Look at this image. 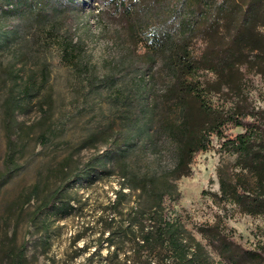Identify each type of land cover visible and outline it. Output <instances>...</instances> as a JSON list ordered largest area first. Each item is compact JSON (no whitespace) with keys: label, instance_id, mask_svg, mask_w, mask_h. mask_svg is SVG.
Returning <instances> with one entry per match:
<instances>
[{"label":"trees","instance_id":"trees-1","mask_svg":"<svg viewBox=\"0 0 264 264\" xmlns=\"http://www.w3.org/2000/svg\"><path fill=\"white\" fill-rule=\"evenodd\" d=\"M104 1L118 20V34L123 31L129 43L116 41L118 59L105 77L132 75L125 97L118 95L125 107L124 128L106 138L102 153L66 174L63 183L37 205L31 222L47 234L50 214L70 205L67 193L73 184L97 173L110 176L118 168L122 186L140 192L151 212L147 222L142 212L125 227H105L110 230L106 238L110 245L123 227L135 246L132 260L123 264H215L179 216L166 212V202L170 200L171 207L179 197L176 181L191 175L195 156L219 145L220 150L237 156L239 168L227 177L220 173V199L233 203L243 214L264 215V108L254 106L248 78L250 73L264 76V0ZM72 11L73 0H0V53L15 46V58L6 67L13 87L4 103L8 143L0 187L21 168L20 144L15 139L20 128L17 115L25 112V102L36 87L30 75L24 88H19L23 78L16 64L32 51L41 59L53 45L62 50L64 60H75L82 39ZM28 33L33 34L31 41L26 39ZM158 70L168 80L160 92L155 89ZM42 74L46 80V64ZM234 128L245 132L228 133ZM41 140L46 142L44 137ZM161 140L175 146L173 170L142 173L124 159L138 147L161 151ZM125 197L120 191L113 206L117 208ZM213 231L217 234L209 238L207 233ZM200 232L216 250L217 264H264V247L245 249L216 226ZM26 250L27 243L14 251L11 264H25ZM86 250L82 247L79 253ZM87 264L94 263L89 259Z\"/></svg>","mask_w":264,"mask_h":264},{"label":"rangeland","instance_id":"rangeland-1","mask_svg":"<svg viewBox=\"0 0 264 264\" xmlns=\"http://www.w3.org/2000/svg\"><path fill=\"white\" fill-rule=\"evenodd\" d=\"M72 12L82 39L75 60H64L62 50L53 45L41 59V55L37 57L32 51L24 62L16 64L23 78L19 88H24L30 75L34 76L36 87L25 102L28 104L25 112L17 115L20 128L15 139L20 144L21 168L0 187V264H11L13 252L22 249L25 243V264H87L89 259L94 264H123L136 253L123 227L143 214L147 222L151 215L145 197L123 187L124 179L116 168L110 176L97 173L73 184L67 193L72 198L70 205L50 214L47 234L31 222L37 205L63 183L66 174L102 153L106 138L124 128L125 107L118 95L125 97V85L132 75L122 74L115 80L105 77L118 59L120 47L116 41L129 44L126 34L123 31L118 34V20L104 0H73ZM32 38L33 34L28 33L26 39ZM14 51L15 46H10L0 53V174L5 169L8 143L4 103L13 87L6 67L15 58ZM45 64L46 80L42 74ZM248 78L251 100L254 106L263 109L264 76L250 73ZM155 79V89L160 92L168 80L161 70L156 72ZM212 100L218 102L217 97ZM243 132V128L228 131ZM41 137L46 139L45 143ZM161 143V151L150 146L138 147L124 159L142 173L171 171L175 167V146L165 140ZM89 144L93 145L85 147ZM236 159V155L220 150L219 145L197 154L191 175L176 181L179 197L171 207L170 200L166 202V212L179 216L186 229L206 246L215 264L220 259L201 234L202 229L216 226L248 250L264 247V215L243 214L233 203L220 199V173L225 177L238 173ZM120 191L126 197L116 208L113 203ZM110 224L124 225L113 245L106 239L110 230L105 227ZM215 233L207 235L211 238ZM82 247L87 250L79 253Z\"/></svg>","mask_w":264,"mask_h":264}]
</instances>
